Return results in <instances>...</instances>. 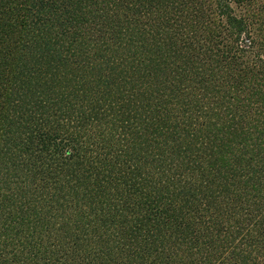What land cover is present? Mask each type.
I'll return each instance as SVG.
<instances>
[{
  "label": "trees",
  "instance_id": "trees-1",
  "mask_svg": "<svg viewBox=\"0 0 264 264\" xmlns=\"http://www.w3.org/2000/svg\"><path fill=\"white\" fill-rule=\"evenodd\" d=\"M0 264H264V0H0Z\"/></svg>",
  "mask_w": 264,
  "mask_h": 264
},
{
  "label": "rangeland",
  "instance_id": "rangeland-1",
  "mask_svg": "<svg viewBox=\"0 0 264 264\" xmlns=\"http://www.w3.org/2000/svg\"><path fill=\"white\" fill-rule=\"evenodd\" d=\"M261 3H260V1H259V5H260Z\"/></svg>",
  "mask_w": 264,
  "mask_h": 264
}]
</instances>
